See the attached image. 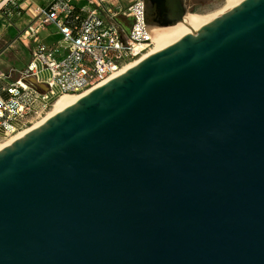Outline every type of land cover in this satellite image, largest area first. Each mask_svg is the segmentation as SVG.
<instances>
[{"label":"water","instance_id":"1","mask_svg":"<svg viewBox=\"0 0 264 264\" xmlns=\"http://www.w3.org/2000/svg\"><path fill=\"white\" fill-rule=\"evenodd\" d=\"M142 1L149 27L187 12ZM0 264H264V0L0 149Z\"/></svg>","mask_w":264,"mask_h":264},{"label":"built area","instance_id":"2","mask_svg":"<svg viewBox=\"0 0 264 264\" xmlns=\"http://www.w3.org/2000/svg\"><path fill=\"white\" fill-rule=\"evenodd\" d=\"M1 10L11 17L20 15L23 7L19 0H6ZM48 26L55 28L57 41L40 38ZM18 38L33 43L31 60L22 69L0 70V137L27 130L60 96L102 85L140 61L154 45L142 0L128 6L113 0L82 5L75 0H43Z\"/></svg>","mask_w":264,"mask_h":264},{"label":"crops","instance_id":"3","mask_svg":"<svg viewBox=\"0 0 264 264\" xmlns=\"http://www.w3.org/2000/svg\"><path fill=\"white\" fill-rule=\"evenodd\" d=\"M4 1L6 0H0V70L7 71L12 67L22 69L31 60L33 43L26 40L22 41L18 37L31 22L35 15V9L43 4V0H19L23 10L20 15L11 17L4 15L1 10ZM75 2L82 5L88 0H75ZM113 2L119 1L113 0ZM39 36L46 43L59 39V35L53 26H48L42 30Z\"/></svg>","mask_w":264,"mask_h":264},{"label":"bare ground","instance_id":"4","mask_svg":"<svg viewBox=\"0 0 264 264\" xmlns=\"http://www.w3.org/2000/svg\"><path fill=\"white\" fill-rule=\"evenodd\" d=\"M243 0H226V6L219 12L204 15V14H197V13H187L184 15L183 20L177 22L174 25L171 26H153L151 27V34L154 42V47L151 48L148 52H146L143 57H146L147 55L175 42L182 36L191 33L204 24L210 22L215 17L220 15L221 13L225 12L226 10L230 9L231 7L239 4ZM140 58V59H142ZM137 63V62H136ZM135 64V63H134ZM131 64L129 66L124 67L119 73L125 71L127 68L131 67ZM118 73V74H119ZM87 93V92H86ZM85 93L80 94H64L60 96L55 102L52 107V109L47 113L46 116L41 118L40 120L36 121L30 128L27 130L18 132L11 136L9 139L3 141L0 143V149L6 147L7 145L11 144L15 140H17L19 137L30 131L31 129L39 126L42 124L46 119L49 117L55 115L60 110L64 109L65 107L73 104L76 102L79 98H81Z\"/></svg>","mask_w":264,"mask_h":264},{"label":"rangeland","instance_id":"5","mask_svg":"<svg viewBox=\"0 0 264 264\" xmlns=\"http://www.w3.org/2000/svg\"><path fill=\"white\" fill-rule=\"evenodd\" d=\"M122 6H128L133 0H118ZM187 13L209 15L221 11L226 6V0H185ZM151 46V48H153ZM13 136V135H12ZM11 136L0 137V143Z\"/></svg>","mask_w":264,"mask_h":264}]
</instances>
